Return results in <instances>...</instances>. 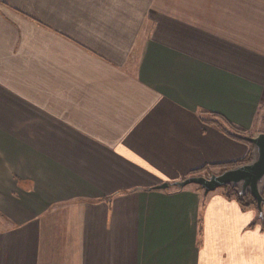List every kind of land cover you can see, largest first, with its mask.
<instances>
[{
	"label": "crops",
	"instance_id": "0c3cea01",
	"mask_svg": "<svg viewBox=\"0 0 264 264\" xmlns=\"http://www.w3.org/2000/svg\"><path fill=\"white\" fill-rule=\"evenodd\" d=\"M263 106L264 0H0V264H264V206L155 188Z\"/></svg>",
	"mask_w": 264,
	"mask_h": 264
},
{
	"label": "water",
	"instance_id": "95a60500",
	"mask_svg": "<svg viewBox=\"0 0 264 264\" xmlns=\"http://www.w3.org/2000/svg\"><path fill=\"white\" fill-rule=\"evenodd\" d=\"M251 145V159L224 169L218 173L211 172L207 175H191L173 183H161L156 189H168L174 186L178 189L189 184L197 185L206 195L220 187H229L236 195L238 201L251 197L258 218L263 219L264 206V133L253 132L245 136Z\"/></svg>",
	"mask_w": 264,
	"mask_h": 264
},
{
	"label": "trees",
	"instance_id": "16d2710c",
	"mask_svg": "<svg viewBox=\"0 0 264 264\" xmlns=\"http://www.w3.org/2000/svg\"><path fill=\"white\" fill-rule=\"evenodd\" d=\"M206 121L214 124L216 127L221 129L222 131H224L230 137L247 142L249 147H250L248 155L244 159H241V160H238L236 162H232L230 164L221 166V170L220 171H222L224 169H227L229 167H233V166H235L237 164L247 162V161H249L251 159V145H250V143L247 140H245V136H248V134L246 133V131L244 129H242V128L238 127V126H235L232 123L224 120L218 114H212L211 118L209 120H206ZM204 169H205V167H202V168H200L199 170H197L196 172H194L192 174L193 175H199L200 173H202L204 171ZM220 171H218V172H220ZM205 175H207V174H205ZM225 189L229 191V194H231L232 196H234L236 198V195H235V193H234V191L232 189H230L229 187H226ZM262 194L264 196V193H262ZM238 202L242 206H250V205H252V206L255 207V204H254V202H253V200H252V198L250 196L246 197L242 201H238Z\"/></svg>",
	"mask_w": 264,
	"mask_h": 264
},
{
	"label": "rangeland",
	"instance_id": "374dc122",
	"mask_svg": "<svg viewBox=\"0 0 264 264\" xmlns=\"http://www.w3.org/2000/svg\"><path fill=\"white\" fill-rule=\"evenodd\" d=\"M262 114H263V116H264V106H263V109H262ZM259 129H261V131L264 133V124H263V126L262 127H259ZM216 173H218V172H216ZM189 185H195V184H189ZM188 186V185H187ZM220 188H226V187H220Z\"/></svg>",
	"mask_w": 264,
	"mask_h": 264
}]
</instances>
